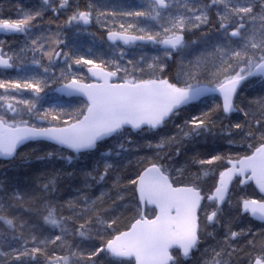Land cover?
Instances as JSON below:
<instances>
[{"label":"snow or ice","instance_id":"snow-or-ice-1","mask_svg":"<svg viewBox=\"0 0 264 264\" xmlns=\"http://www.w3.org/2000/svg\"><path fill=\"white\" fill-rule=\"evenodd\" d=\"M4 2L0 264H264V0Z\"/></svg>","mask_w":264,"mask_h":264},{"label":"trees","instance_id":"trees-1","mask_svg":"<svg viewBox=\"0 0 264 264\" xmlns=\"http://www.w3.org/2000/svg\"><path fill=\"white\" fill-rule=\"evenodd\" d=\"M12 4L15 5L17 2L20 4L21 7L27 8L31 7L33 4L38 3V0H11ZM81 3H83V0H81ZM4 11L5 13L9 12V6H8V0H5L4 2ZM16 9L15 7L11 10V15L15 16ZM61 17V22H62ZM53 29L56 27V23H53L51 25ZM67 32V40L70 44L75 43L79 46V50L82 54L86 56H93L95 58H100L105 56L106 53H108V47L106 44L102 43L100 41V37L105 34V29L101 28L98 24L93 22L91 24L87 31L91 33V35L96 39H92L90 41L89 38L83 35V32L75 33L74 30H65ZM0 39L5 40H14L16 38L12 37L11 35L5 36L3 34H0ZM93 49L92 53L88 52L89 48ZM10 73L12 75L15 74L14 70H10ZM47 91V90H46ZM50 96H55L52 92L49 93ZM209 104H211V101H209ZM202 105L199 104V102L196 103V107H201ZM194 109L189 108L188 111H193ZM187 115V112H184L181 114V117ZM179 119V118H178ZM167 130H174L173 126L171 124L168 125ZM211 141V138H209V141H203L201 140L198 147L204 148L207 147L209 142ZM223 144V142H220ZM47 144H29L24 146L19 150V154L14 157L13 160L8 162H0V181H3L5 183L12 181L15 178H22L25 176H34L39 175L47 170L48 167H50L48 164H46L43 161H40L36 159L38 155H41L44 151L50 150L46 147ZM226 147V145H224ZM57 167H59V164H57ZM249 220H251L249 218ZM252 223L256 226H260V224L255 223L252 221ZM209 243L212 241L209 239Z\"/></svg>","mask_w":264,"mask_h":264},{"label":"water","instance_id":"water-1","mask_svg":"<svg viewBox=\"0 0 264 264\" xmlns=\"http://www.w3.org/2000/svg\"><path fill=\"white\" fill-rule=\"evenodd\" d=\"M55 93V92H54ZM56 95H58L57 93H55ZM30 142H38V141H28V142H26L24 145H26L27 143H30ZM40 142H44V143H49V142H47V141H40ZM24 145H22V146H24ZM22 146H20V148L22 147ZM11 160H13V158H4V157H0V161L1 162H8V161H11ZM253 187H255L254 185H253ZM258 191V190H257ZM253 221H255V222H257V223H260V221H258V220H253Z\"/></svg>","mask_w":264,"mask_h":264},{"label":"rangeland","instance_id":"rangeland-1","mask_svg":"<svg viewBox=\"0 0 264 264\" xmlns=\"http://www.w3.org/2000/svg\"><path fill=\"white\" fill-rule=\"evenodd\" d=\"M65 30H66V29H65ZM68 30H73V29H68ZM83 35L86 36L87 38L91 37L92 39H95V38L91 35V33H89L88 31H83ZM91 38H89L90 41H92ZM16 39H17V38H16ZM95 40H96V39H95ZM13 46H15V45H13ZM144 50H145L146 52H149V53L151 54L152 49H151L150 47H146ZM0 91H2V90H0Z\"/></svg>","mask_w":264,"mask_h":264},{"label":"bare ground","instance_id":"bare-ground-1","mask_svg":"<svg viewBox=\"0 0 264 264\" xmlns=\"http://www.w3.org/2000/svg\"><path fill=\"white\" fill-rule=\"evenodd\" d=\"M55 96H56V94L54 93V92H52ZM38 143H41V144H47V143H44V142H40V141H38V142H30V143H27L26 145H29V144H38ZM26 145H24V146H26ZM24 146H22L21 148H23ZM21 148H19V150L21 149ZM14 159V158H13ZM1 162V161H0ZM250 218V217H249ZM251 219V218H250ZM255 222V221H254ZM255 223H257V222H255ZM257 224H260V223H257Z\"/></svg>","mask_w":264,"mask_h":264}]
</instances>
